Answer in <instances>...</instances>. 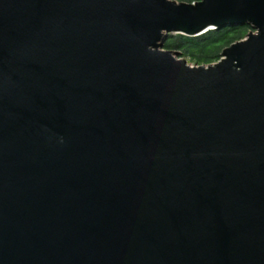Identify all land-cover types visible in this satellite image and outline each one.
<instances>
[{"label": "water", "instance_id": "1", "mask_svg": "<svg viewBox=\"0 0 264 264\" xmlns=\"http://www.w3.org/2000/svg\"><path fill=\"white\" fill-rule=\"evenodd\" d=\"M0 264H264V0H0Z\"/></svg>", "mask_w": 264, "mask_h": 264}, {"label": "trees", "instance_id": "2", "mask_svg": "<svg viewBox=\"0 0 264 264\" xmlns=\"http://www.w3.org/2000/svg\"><path fill=\"white\" fill-rule=\"evenodd\" d=\"M192 2L195 0H177ZM249 30L248 25L211 29L197 36L173 34L168 36L163 47L177 50L181 56L197 65H206L217 61L224 48L242 39Z\"/></svg>", "mask_w": 264, "mask_h": 264}, {"label": "rangeland", "instance_id": "3", "mask_svg": "<svg viewBox=\"0 0 264 264\" xmlns=\"http://www.w3.org/2000/svg\"><path fill=\"white\" fill-rule=\"evenodd\" d=\"M177 1V0H176ZM249 31V30H248ZM247 31V32H248ZM244 38V37H243ZM242 38V39H243ZM174 51H177V50H174ZM180 57H182V58H184L185 60H186V62L189 64V65H195V63L194 62H192L191 60H189V59H187V58H185V57H183V56H181L180 55V53L178 54ZM214 62H216V61H214ZM213 63V62H212Z\"/></svg>", "mask_w": 264, "mask_h": 264}]
</instances>
